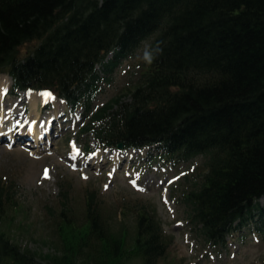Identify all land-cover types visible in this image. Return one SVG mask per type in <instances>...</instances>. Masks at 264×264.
<instances>
[{
  "label": "trees",
  "instance_id": "1",
  "mask_svg": "<svg viewBox=\"0 0 264 264\" xmlns=\"http://www.w3.org/2000/svg\"><path fill=\"white\" fill-rule=\"evenodd\" d=\"M148 41L139 85L91 113L100 85ZM1 75L11 96L43 91L90 114L81 134L99 149L203 157L206 173L183 202L206 244L223 250L235 234H264V0H0ZM60 188L61 214L71 212L70 185ZM10 195L0 179V220ZM86 221L76 233L62 214L61 249L43 257L0 231V264H159L167 254L146 209L130 249L92 194Z\"/></svg>",
  "mask_w": 264,
  "mask_h": 264
},
{
  "label": "rangeland",
  "instance_id": "2",
  "mask_svg": "<svg viewBox=\"0 0 264 264\" xmlns=\"http://www.w3.org/2000/svg\"><path fill=\"white\" fill-rule=\"evenodd\" d=\"M35 44L26 45L22 52H30ZM149 50L148 41L116 70L111 83L100 85L91 113L135 90L141 73L147 70ZM11 86L12 80L0 92V110L10 106V112L18 107L25 118L16 126L27 135L35 106L19 93L9 95ZM39 106L41 117H47L45 121L56 118L52 132L43 131L41 120L35 123L38 135L31 129L28 138L19 142L3 129L8 141L0 140V179L11 189L0 231L11 241L40 257L58 253L62 242L61 215L66 221H75L76 233L86 230V204L92 194L110 229L125 238L128 249L133 247L137 212L146 209L155 218L169 247L159 264H264V234H235L227 239V248L221 250L191 232L183 198L206 173L203 157L189 162L164 161L159 154L148 158L149 152L145 150L99 149L94 135L81 134L90 114L73 111L57 98L46 99ZM10 117L13 118L12 114ZM117 157L121 161L119 166ZM45 170L48 178L44 176ZM63 183L70 185L71 212L61 214Z\"/></svg>",
  "mask_w": 264,
  "mask_h": 264
},
{
  "label": "bare ground",
  "instance_id": "3",
  "mask_svg": "<svg viewBox=\"0 0 264 264\" xmlns=\"http://www.w3.org/2000/svg\"><path fill=\"white\" fill-rule=\"evenodd\" d=\"M10 84H11V80L8 76H4V75L1 76L0 77V92L3 89H6L7 86ZM20 95L27 102L35 106V110H34L35 112L31 115V120L33 119L34 121H31V124H29V126L27 127V135H26L24 132L18 129V126H16L17 124H21V122H23L25 118L24 113H21L20 112L21 110H19L18 107H14L13 110L10 112H9L10 106L4 107L3 110H0V140L8 141V137L5 135L6 132H4V130L5 131L7 130L9 133H11V137L13 139L21 142L23 139L25 140L26 138H28L30 133H32L31 129L34 131V135L37 133L35 123L36 121H41V120L44 121L43 122L44 126L42 128L43 131L47 133L48 131L52 132L53 130V122L56 120V118L51 117L48 119V122L45 121L47 120V117H44V118L41 117V109H40L39 104L44 103L46 99L52 98L53 100H56V98L54 96H48L47 94H44V93H33L32 95H29L25 92H21ZM19 103L21 105L22 100H19ZM10 114H12L13 118L10 117ZM18 120L20 121L18 122ZM116 160L118 161V166H119L121 164L120 158L117 157Z\"/></svg>",
  "mask_w": 264,
  "mask_h": 264
},
{
  "label": "snow or ice",
  "instance_id": "4",
  "mask_svg": "<svg viewBox=\"0 0 264 264\" xmlns=\"http://www.w3.org/2000/svg\"><path fill=\"white\" fill-rule=\"evenodd\" d=\"M44 176H45V178H48V170H45ZM134 186H135V185H134ZM141 190H143V189H141ZM166 202H167V201H166Z\"/></svg>",
  "mask_w": 264,
  "mask_h": 264
},
{
  "label": "water",
  "instance_id": "5",
  "mask_svg": "<svg viewBox=\"0 0 264 264\" xmlns=\"http://www.w3.org/2000/svg\"><path fill=\"white\" fill-rule=\"evenodd\" d=\"M122 148H123V145L120 144V145L118 146V149L121 150Z\"/></svg>",
  "mask_w": 264,
  "mask_h": 264
}]
</instances>
